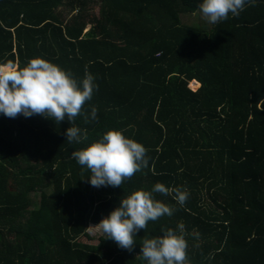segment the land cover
<instances>
[{
    "label": "trees",
    "instance_id": "obj_1",
    "mask_svg": "<svg viewBox=\"0 0 264 264\" xmlns=\"http://www.w3.org/2000/svg\"><path fill=\"white\" fill-rule=\"evenodd\" d=\"M202 2L0 0V64L39 57L98 85L84 107L97 120L74 122L80 143L67 119L0 114V264H147L142 240L168 229L190 264H264V0L218 24ZM112 129L141 143L149 166L96 188L71 154ZM156 183L190 196L180 206L154 194L173 215L149 222L132 252L84 241Z\"/></svg>",
    "mask_w": 264,
    "mask_h": 264
},
{
    "label": "clouds",
    "instance_id": "obj_2",
    "mask_svg": "<svg viewBox=\"0 0 264 264\" xmlns=\"http://www.w3.org/2000/svg\"><path fill=\"white\" fill-rule=\"evenodd\" d=\"M255 3L256 0H203L199 8L207 22L218 24L230 15L238 17L246 6ZM97 90L91 73L86 71L78 81L71 72L43 58H32L23 68L13 63L0 64V114L8 118L39 115L57 124L67 119L72 125L66 130L69 143L87 139L74 122L78 116H83L86 123L97 120L95 106L90 113L84 110ZM147 152L141 143L112 129L83 149L73 151L71 157L90 172L87 176L93 187L115 188L148 168ZM156 193L173 196L180 206L190 196L187 189L156 183L151 190H136L122 198L107 217L92 227L98 228L104 239H111L121 249L132 252L137 233L146 231L149 222L173 215L174 208L156 199ZM179 229L182 233L183 225ZM187 249L184 235L168 229L160 236L143 239L140 256L147 264H190Z\"/></svg>",
    "mask_w": 264,
    "mask_h": 264
},
{
    "label": "rangeland",
    "instance_id": "obj_3",
    "mask_svg": "<svg viewBox=\"0 0 264 264\" xmlns=\"http://www.w3.org/2000/svg\"><path fill=\"white\" fill-rule=\"evenodd\" d=\"M195 14H198V13H195ZM190 86L193 89H197L200 85L195 87V86L192 85V83H190ZM95 225H97V224H91L90 225L89 230H88L90 237H87V236L84 237V241H89L91 243H98L99 237L101 235H103V234L98 230V228L92 227V226H95Z\"/></svg>",
    "mask_w": 264,
    "mask_h": 264
},
{
    "label": "crops",
    "instance_id": "obj_4",
    "mask_svg": "<svg viewBox=\"0 0 264 264\" xmlns=\"http://www.w3.org/2000/svg\"><path fill=\"white\" fill-rule=\"evenodd\" d=\"M199 85H200V83H199Z\"/></svg>",
    "mask_w": 264,
    "mask_h": 264
}]
</instances>
